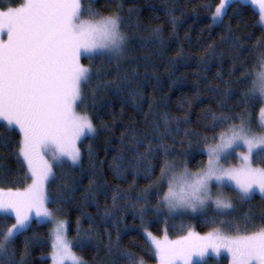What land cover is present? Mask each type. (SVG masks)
Listing matches in <instances>:
<instances>
[{
	"label": "snow or ice",
	"instance_id": "snow-or-ice-1",
	"mask_svg": "<svg viewBox=\"0 0 264 264\" xmlns=\"http://www.w3.org/2000/svg\"><path fill=\"white\" fill-rule=\"evenodd\" d=\"M242 2L258 9L259 22L264 23V0ZM111 3L116 4V0ZM229 5L230 0H219L211 17L213 23L221 21ZM207 7L211 9L212 5ZM121 13V4L105 14L95 7V0H24L18 7L0 10V127L4 129L0 144L19 136L15 154L21 166L26 165L25 181H31L22 189L0 188V213L4 214L0 216V264H17L15 240L34 222L50 225L47 236L52 264H85L82 256L73 251L74 247L83 248L79 220L77 237L69 240L68 221L63 218L61 207L66 194H53L50 189L57 179L56 170L82 167L83 143L100 134L89 111L90 107L95 110L97 89L112 90L117 95L126 92L132 100L144 98L140 90L149 83L148 69L145 67L141 77L137 58L129 52L134 49L133 37ZM152 35L159 39L160 29L154 28ZM140 39L143 41V37ZM139 47L145 45L141 43ZM257 50L261 51L260 61L264 64V40L258 42ZM85 56L89 62L100 59L119 65L125 60L134 66L121 79L105 80L103 87L98 83L93 89L98 74L91 63L85 66L81 62ZM236 64L234 60V69ZM240 72L241 77L234 82L244 85L241 99L243 105L251 106L252 112L245 107L239 114H230L224 108L232 92V82L225 83L226 91L217 94L222 97L221 107L217 111L208 109L204 117L206 130L212 135L184 131L182 147L187 141L191 149L189 137L194 135L199 151L206 153V164L201 162L195 172L182 159H170L179 155L170 149H174L181 123H188L186 115L169 117L165 113L162 124L150 125L151 131L133 129L130 136L122 134L121 147L127 140V147L134 149L133 159L149 161L143 175L151 181L135 197L117 185L111 196V209L106 207L104 211L105 218L111 219L116 228V247L125 264H147L145 256L156 264H196L197 258L207 264L204 258L209 253L226 254L230 264H264V215L258 224L250 214L242 218L234 215L236 202H250L257 192L264 198V70L253 75L241 65ZM86 89L92 92L91 105L85 98ZM257 108L258 118L254 115ZM103 127L108 130L107 125ZM169 137L172 145L167 142ZM141 145L145 146L143 153L139 151ZM88 156L91 161V144ZM161 156L156 176L153 161ZM237 158L239 164L231 166L229 162ZM114 170L115 179H126L127 169L115 165ZM133 171L140 174L138 167ZM63 187L66 189L67 185ZM150 193L156 201L154 205ZM209 207L214 209L211 216L205 211ZM129 208L134 219L139 216L141 221L144 243L140 256L119 249L121 217H114L113 212H126ZM149 215L164 217L162 235L154 234L145 224ZM178 218L202 221L209 231L201 234L181 222L182 234L170 239L168 233L175 224L169 225V221ZM83 235L91 238L90 230ZM108 247H113L110 233Z\"/></svg>",
	"mask_w": 264,
	"mask_h": 264
},
{
	"label": "trees",
	"instance_id": "trees-1",
	"mask_svg": "<svg viewBox=\"0 0 264 264\" xmlns=\"http://www.w3.org/2000/svg\"><path fill=\"white\" fill-rule=\"evenodd\" d=\"M21 3L23 0H0V10L18 7ZM218 3L219 0H116V4L122 5L121 14L126 18L129 35L133 37L134 49L129 52L137 58L135 63L139 64L141 77L145 67L148 69L149 83L140 90L144 98L132 100L126 92L117 95L112 90L97 89L95 110L90 107L89 111L92 112L100 134L94 140L83 143L82 167L56 170L57 179L50 189L53 194L58 191L66 194L61 207L64 210L63 218L68 221L69 240L77 237L79 220L83 248L81 250L74 247L73 251L82 256L85 264H125V258L116 247V228L111 219L105 218L104 211L106 207L111 209V196L117 185L121 191H126L127 195L135 197L151 183L145 180L143 175L149 161L143 158L133 159L134 149L127 147V140L125 147H121L122 134L130 136L133 129L137 132L151 131L150 125L153 122L162 124L165 113L169 117L183 118L186 115L188 123H181V131L175 137L174 149H170L179 155L171 156L170 159H182L188 168L195 172L201 162L206 164L207 157L196 146L194 135L189 137L192 140V148H188L187 141H184L182 147L184 131L187 130L190 134L212 135L206 130L204 117L208 109L217 111L221 107L222 97L217 94L226 91L225 83L232 82V92L225 101L224 108L230 114H239L245 107L252 112L251 106L243 105L241 99L244 85L234 81L241 77V65L253 75L262 70V53L257 49L258 42L264 40V27L259 22L256 8L240 1H232L221 22L214 24L211 17ZM116 4L111 3V0H95V7L105 14ZM209 4L212 5L211 9L207 7ZM129 9L132 10L131 13ZM157 27L160 29L159 39L152 35V30ZM140 37H143V41ZM141 43L145 47H139ZM145 57L148 58L147 64ZM234 60L237 61L235 69ZM81 62L85 66L91 63L94 73L98 74L93 80V89H96L98 83L103 87L105 80L121 79L125 71L130 72L134 66L125 60H121L119 65L100 59L89 62L86 57H83ZM232 73L234 74L230 75ZM85 98L91 105L92 92L88 89L85 90ZM254 115L258 118L259 108L255 110ZM104 125H107L108 130L104 129ZM3 132V127H0V133ZM18 140L19 136L16 135L6 144H0V188L4 190L22 189L31 182L25 181L26 165L22 167L15 154V144ZM167 142L172 145V138L169 137ZM89 144L92 145L91 161L88 156ZM139 151L143 153L145 146L141 145ZM162 159L161 156L160 160L153 161L156 165V176H159V164ZM115 165H119L121 170L127 169L126 179L114 178ZM137 167L140 169L139 175L133 171ZM91 181L94 183L90 186ZM65 184L66 189L63 187ZM130 185L133 187L130 188ZM149 199L153 205L156 203L151 193ZM213 214L214 209L208 213L210 216ZM245 214L254 216L258 224L259 218L264 215V198L255 195L250 202H236L235 217L242 218ZM2 215L4 214L0 213V216ZM117 215L121 217L119 249H128L137 256L143 255L141 249L144 241L139 216L134 219L130 208L126 212L114 211L113 216ZM163 220L164 217L157 219L149 215L145 218V224L154 234L162 235ZM181 222L185 228L191 227L196 232L209 231L202 221L187 218L181 221L178 218L174 222L169 221V225L175 224L168 233L170 239H176L182 234L179 231ZM49 229L47 224L34 222L30 230L15 240L14 258L17 264H52L51 242L47 236ZM89 230L91 238L83 235ZM109 233L113 242L111 250L108 247ZM144 258L147 264L156 263L147 256ZM205 260L207 264H229L224 256H209ZM196 264H203V261Z\"/></svg>",
	"mask_w": 264,
	"mask_h": 264
},
{
	"label": "rangeland",
	"instance_id": "rangeland-1",
	"mask_svg": "<svg viewBox=\"0 0 264 264\" xmlns=\"http://www.w3.org/2000/svg\"><path fill=\"white\" fill-rule=\"evenodd\" d=\"M232 1H240V2H242V0H230V3L232 2ZM23 2H24V0H23ZM242 3H245V4H250V3H246V2H242ZM251 5V4H250ZM227 7L228 6H226V10H227ZM257 11H258V9H256ZM223 18V17H222ZM222 18H221V20H222ZM221 21H217L216 23H214V24H219ZM261 25L264 27V23H261ZM86 57V56H85ZM83 58V57H82ZM262 70H264V64H263V67H262ZM261 70V71H262ZM206 154V153H205ZM230 163V165L231 166H235V165H238L239 164V159L237 158L236 160H234V161H230L229 162ZM226 166H228V165H226ZM257 166H262V165H257ZM177 176H179V173H177ZM256 195H260L258 192L256 193ZM213 208L212 207H209V208H207L205 211L207 212V213H210V210H212ZM1 214H3V213H1ZM189 215H191V214H189ZM14 218V217H13ZM50 226V225H49ZM201 234H203V233H201ZM69 239V238H68ZM209 256H214V257H216V258H220V257H222V256H224V257H226L227 259H228V261H229V258L227 257V255L226 254H221L220 256H216V255H214V254H212V253H209V255L208 256H206L204 259H206L207 257H209ZM197 262H200L199 260H198V258H197V260H196V263ZM156 264V263H155ZM229 264H230V261H229Z\"/></svg>",
	"mask_w": 264,
	"mask_h": 264
}]
</instances>
